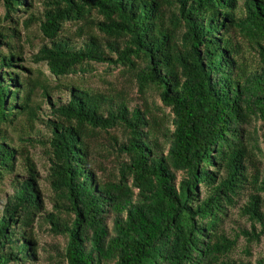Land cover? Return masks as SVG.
Segmentation results:
<instances>
[{
  "label": "trees",
  "instance_id": "obj_1",
  "mask_svg": "<svg viewBox=\"0 0 264 264\" xmlns=\"http://www.w3.org/2000/svg\"><path fill=\"white\" fill-rule=\"evenodd\" d=\"M0 1L6 21L36 0ZM38 2L40 15L24 22L42 34L30 59L57 83L19 79L18 56L0 53V125L33 115L36 89L68 98L49 101L51 210L32 158L20 155L26 178L12 180L0 211V264H34L43 224L63 238L53 248L62 264H251L230 256L239 238L248 255L264 234V0ZM68 23L80 42L64 34ZM6 38L0 32V46ZM237 38L251 47L250 63ZM93 64L126 68L149 107L81 88L75 78H94ZM98 137L118 157L109 178L91 162ZM16 154L0 140V183ZM234 209L251 230L223 229Z\"/></svg>",
  "mask_w": 264,
  "mask_h": 264
},
{
  "label": "rangeland",
  "instance_id": "obj_2",
  "mask_svg": "<svg viewBox=\"0 0 264 264\" xmlns=\"http://www.w3.org/2000/svg\"><path fill=\"white\" fill-rule=\"evenodd\" d=\"M40 0H36L33 9L27 14L14 16L11 20L2 19L4 9L2 2L0 1V32L3 35L8 36L1 43L0 53L1 55H8L10 50L18 58L13 62L14 70L18 71L19 79L36 80L37 84L47 82L49 87H54L56 81L49 74L46 66L42 63L35 64L31 61L32 55H34L40 45L42 44V34L38 30V24L33 22H27L29 14L32 13L35 17H38L42 12V6L39 4ZM96 18V16H95ZM76 27L73 24H66L64 34L70 37L75 36ZM77 42H80L77 38H74ZM238 41H242L244 47V57L248 63L253 59V51L245 40L237 38ZM95 65V64H93ZM96 67V76L94 78L88 77H76L81 88L99 89L101 91L111 90L113 93L123 92L124 101L130 108L143 105H149L153 101L148 95L138 94L137 87L131 86L129 78L130 73L126 68L121 66H107V64H98ZM72 80V78H67ZM34 96V104L39 105L34 109L33 115L21 114L9 125H0V140H3L11 148L16 150V162L13 164V170L11 173H5L0 183V211L6 198L12 193V180L18 177L19 180L26 178L22 169V162L20 155L28 153L32 158L36 171H37V189L39 190L40 197L45 206V211L51 210V204L49 197L51 195L49 186L47 185V172H48V153H49V139L51 137L53 124V117L50 114L49 101L54 103L65 102L68 98V92L61 93L53 90L48 99L41 95V90L36 89ZM111 92V93H112ZM21 99V95L18 97ZM18 107V104H17ZM55 123V122H54ZM116 131L118 139H123L124 135L121 131ZM98 139L92 144L94 148H90L91 162H93V168L98 175L102 178H109L116 171L118 157L103 146L105 142L103 137L93 138ZM101 139V140H99ZM261 171L264 172V158H262ZM264 212V207L262 208ZM48 227L43 224L41 227H36L35 236L39 242V246L43 247V250H38V260L34 264H62L58 257L55 255L53 248L55 246H62L63 238L55 236L48 232ZM257 229L260 227L256 225ZM223 229L233 235L238 233L241 229L251 230V223L246 220V217H242L239 214L238 209L232 210V213L228 219H225ZM247 244L244 237H241L237 241V246L231 254V258L237 261H243L244 263L254 264L258 259H264V234L258 243H251L249 245V254L245 253Z\"/></svg>",
  "mask_w": 264,
  "mask_h": 264
}]
</instances>
